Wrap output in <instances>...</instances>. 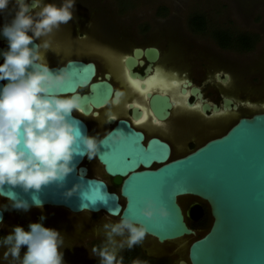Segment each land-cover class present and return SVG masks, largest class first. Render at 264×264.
I'll use <instances>...</instances> for the list:
<instances>
[{"label": "flooded vegetation", "instance_id": "af4514ba", "mask_svg": "<svg viewBox=\"0 0 264 264\" xmlns=\"http://www.w3.org/2000/svg\"><path fill=\"white\" fill-rule=\"evenodd\" d=\"M182 1L181 7V0L160 4L152 17L127 27L112 18L105 5L80 4V0H75L74 18L41 38L49 41L50 47L44 52L48 66L58 67L72 59L94 64L90 81L77 89L80 95L99 96L102 88L93 91L90 84L94 82H105L111 87L104 101L94 104L88 100L81 104L79 112L73 113L86 123L88 136L101 138L119 120H124L143 134L144 145L152 138L165 142L169 146L168 160H172L224 133L230 120L233 122L242 116V111L250 110L252 102L256 105L264 102V0H211V7L201 6L200 0H193L190 5ZM26 2L31 5L32 0ZM43 3L59 5L62 0ZM12 8L10 3L9 9ZM13 16L14 11L0 13V29ZM248 44L252 46L246 49ZM7 48L8 41L0 31V64ZM233 52L242 54V58L230 56ZM230 57L236 60L234 64L241 63L252 73L238 81L229 68ZM127 75L140 81L155 78L147 98L134 91ZM115 90L124 92L121 102L105 104ZM136 104L140 107H135ZM145 110L150 113L148 118L142 124L136 123ZM81 164L90 176L102 178L124 204L120 183L105 172L97 157L89 160L85 156ZM161 164L155 161L148 168L155 169ZM143 168L139 165L137 169ZM0 199L9 204L6 198ZM180 199L185 211L194 203L201 205L200 216L194 220L186 218L190 227L200 231L210 226L212 217L205 201L193 195ZM119 219V215L104 211L72 212L55 205L29 206L27 211L9 207L3 212L0 239L14 226L28 231L30 223H41L63 237L60 251L64 264H99V257L93 256L91 249L104 242L102 225ZM4 251L1 247L0 255ZM26 251V247L21 249V254ZM183 251L179 243L159 242L146 235L142 244L125 248L118 255L123 257V264H132L136 259L146 264H189ZM10 260L11 257L4 259L2 264H9Z\"/></svg>", "mask_w": 264, "mask_h": 264}, {"label": "water", "instance_id": "95a60500", "mask_svg": "<svg viewBox=\"0 0 264 264\" xmlns=\"http://www.w3.org/2000/svg\"><path fill=\"white\" fill-rule=\"evenodd\" d=\"M66 65H69L71 79L62 87L65 93L77 91L94 74L92 62L74 59L49 68L55 70ZM83 68L87 71L80 74L79 70ZM6 83V80L0 81V87ZM90 87L93 91L97 87L102 89L97 93L99 96L96 93L81 95V104L88 100L100 103L111 90L105 82H94ZM250 107L233 122L230 120L224 133L172 160H168L169 146L165 142L152 138L144 145L143 134L127 121L119 120L107 133L120 130L123 136L103 135L104 141L96 157L114 182L120 183L124 204L102 178L88 174L81 164L86 155L74 157L75 170L63 187L51 184L40 192L30 190L25 193L19 187L11 189L5 185L0 189V197L9 200V191H12L29 206H35L32 200L35 196L42 205L62 206L72 212H80V206L84 204L88 206L87 211H104L119 215V218L127 215L134 222L144 224L147 235L159 242L181 244L189 264H264V103ZM74 118L73 123L87 135L86 123L76 115ZM138 144L148 149L151 162L135 165L124 160L128 153L137 159L144 158V153L137 151ZM155 161L162 164L155 169L148 168ZM139 165L145 168L137 169ZM74 184H80V190L65 197L64 192ZM96 189L100 190L98 194L103 201L92 203L84 198L85 193L89 197ZM186 195L197 196L209 205L212 221L206 230L196 231L187 224L186 218L196 219L202 208L199 203H194L185 211L180 198ZM147 197L163 204L170 215L165 219L144 218L139 210Z\"/></svg>", "mask_w": 264, "mask_h": 264}, {"label": "clouds", "instance_id": "9594fccd", "mask_svg": "<svg viewBox=\"0 0 264 264\" xmlns=\"http://www.w3.org/2000/svg\"><path fill=\"white\" fill-rule=\"evenodd\" d=\"M10 3H13L11 10ZM74 4L75 0H62L59 5L43 0H32L31 5L26 0H0V13L14 11L11 21L0 29L8 41L0 64V81H7L0 87V189L7 185L28 193L40 192L51 184L63 187L75 170L74 157L95 158L104 141L82 133L73 123V113L81 110L82 97L78 91H62L71 79L69 65L53 70L44 58L50 46L47 39L41 38L74 18ZM36 40L40 42L34 43ZM124 95L123 91L115 90L105 104H119ZM106 136L122 137L123 132L114 130ZM80 188V184H74L64 192L65 197L73 196ZM9 192V204H0V225L4 222L2 213L9 207L29 209L27 201ZM84 198L88 199L86 193ZM32 200L36 207H42L37 197L33 196ZM142 204L140 214L148 220L170 215L163 204H157L151 197L144 198ZM85 210L88 206L81 204L80 211ZM28 227L25 231L14 226L0 239V247L5 249L3 258L11 257L9 264H64L61 234L41 223H30ZM102 228L104 242L91 249L92 255L99 257V264H123V257L118 254L142 244L148 232L144 224L134 222L127 215L116 222L104 223ZM22 246L27 248L23 256ZM132 264L146 262L136 259Z\"/></svg>", "mask_w": 264, "mask_h": 264}, {"label": "rangeland", "instance_id": "374dc122", "mask_svg": "<svg viewBox=\"0 0 264 264\" xmlns=\"http://www.w3.org/2000/svg\"><path fill=\"white\" fill-rule=\"evenodd\" d=\"M185 4H193V0H184ZM201 6L211 7L210 3L211 0H200ZM96 2L98 4L105 5L104 9L110 10V14L112 18H115L117 21H121L122 25L127 27H132L137 24L138 21L142 19H147L153 16L154 10L156 7L160 4H172V0H80V4H87V3H93ZM183 5V1L180 2V7ZM240 5L242 6V1H240ZM106 12V14H107ZM105 14V13H104ZM183 15V14H182ZM107 16V15H106ZM230 56L232 57H240L242 58V54L239 53H230ZM234 59H229V68L233 72V74L238 78V81H242V77H246L250 73L249 67L245 66L242 67V64L240 63L238 66L237 64H234L236 62L233 61ZM234 65V66H233ZM242 83V82H241ZM232 87V86H231ZM264 102H261V104ZM252 104H255L252 102ZM1 204L7 205L3 199H0ZM206 227H203L200 231L206 230ZM26 246H22L21 249L25 248ZM1 249V247H0ZM185 252V249L182 253ZM23 253L21 254V256ZM4 258L3 255H0V264H2Z\"/></svg>", "mask_w": 264, "mask_h": 264}, {"label": "snow or ice", "instance_id": "6c2138e0", "mask_svg": "<svg viewBox=\"0 0 264 264\" xmlns=\"http://www.w3.org/2000/svg\"><path fill=\"white\" fill-rule=\"evenodd\" d=\"M91 67V66H89ZM88 68V67H87ZM87 68H83L82 70H79V73L80 74H83L87 71ZM125 72L127 74V69H125ZM155 78L154 77H151L149 80H145V81H140L139 79H135L133 78L132 76L130 75H127V80H128V83L130 84V86L136 90V91H139L141 93V95L145 96V98H147V95L148 93H150V91L152 90V87L150 86L151 84V81L154 80ZM142 84L144 85V87H142ZM92 102V101H91ZM93 103V102H92ZM135 107L139 108L140 105L139 104H136ZM150 113H148L147 110H145V113L143 115V117L139 118L136 120V123H143L144 120H146L148 118V115ZM153 120L154 122L156 123H159L158 120L155 119V117H153ZM137 151L138 152H143L144 153V158H140V159H137L136 156H134L133 154L131 153H128V154H125L124 155V160L129 163V164H133L135 163V165L137 164H140V163H149L151 162V158H150V155L148 153V149H144L143 147L140 146V144L137 145ZM147 161V162H146ZM99 189H96L93 194L91 196L88 197V199H90L91 201L93 202H96L97 200H101L103 201V197L101 195H99Z\"/></svg>", "mask_w": 264, "mask_h": 264}, {"label": "trees", "instance_id": "16d2710c", "mask_svg": "<svg viewBox=\"0 0 264 264\" xmlns=\"http://www.w3.org/2000/svg\"><path fill=\"white\" fill-rule=\"evenodd\" d=\"M229 46H230V47H235V44H234V45H233V44H229ZM251 46H252V45H249V44H248L245 48L248 49V48H250Z\"/></svg>", "mask_w": 264, "mask_h": 264}, {"label": "bare ground", "instance_id": "6f19581e", "mask_svg": "<svg viewBox=\"0 0 264 264\" xmlns=\"http://www.w3.org/2000/svg\"><path fill=\"white\" fill-rule=\"evenodd\" d=\"M126 75V74H125ZM124 75V76H125ZM126 78V77H125ZM173 78V77H172ZM125 81H126V79H125ZM128 82V81H127ZM130 85V84H129ZM153 86V85H152ZM171 86V85H170ZM123 87V86H122ZM156 87H158V86H156ZM156 87L154 88L155 90H156ZM160 89V88H159ZM164 90V89H163ZM131 91H133L132 89H131ZM135 91V90H134ZM152 91V90H151ZM136 92V91H135ZM142 124V123H141Z\"/></svg>", "mask_w": 264, "mask_h": 264}]
</instances>
